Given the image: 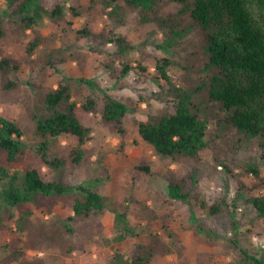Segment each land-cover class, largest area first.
Masks as SVG:
<instances>
[{"label":"rangeland","instance_id":"1","mask_svg":"<svg viewBox=\"0 0 264 264\" xmlns=\"http://www.w3.org/2000/svg\"><path fill=\"white\" fill-rule=\"evenodd\" d=\"M66 2L64 19L54 23L45 19L34 31L23 33L13 13L17 7L0 0V19L6 31L0 39V58L13 59L19 67L11 76L16 88L5 90L0 84V115L25 130L30 147L24 161L14 164L0 151V167L17 174V187L29 166L47 172L35 152L41 140L35 135L33 114L40 112L52 88L66 83L79 107L88 100L94 103L92 111H78L91 136L82 147L84 158L79 165L69 159L77 144L74 137L53 143L51 155L67 160L62 171L66 180L76 187L98 189L107 203L100 214L81 218L71 211L74 194L52 205H0V264H113L116 251L129 253L137 246L153 250V264H242L241 248L264 258V226L247 203L248 197L264 195V190L247 192L241 187L258 184L240 169L243 162L258 161L264 177V159L255 143L244 139L233 152L230 149L227 158H235L229 165L237 175L231 178L223 165L215 163V149L204 152L200 161L175 162L157 155L139 135L138 126L146 118L141 110L149 108L147 102L156 115L166 111L159 89L162 81L154 80L156 61L169 59V76L184 86L187 52L155 49L162 43L161 34L141 27L134 16L123 25L115 24L99 0ZM164 10L174 7L167 5ZM120 39L132 49L119 56ZM33 40L40 44L28 53ZM139 63L151 74L147 80L134 71L121 79L111 76L113 69ZM105 94L130 110L120 126L102 119ZM192 171L197 183L190 203L170 198L166 177L171 173L184 177ZM215 204L222 205L221 213L210 212Z\"/></svg>","mask_w":264,"mask_h":264},{"label":"trees","instance_id":"2","mask_svg":"<svg viewBox=\"0 0 264 264\" xmlns=\"http://www.w3.org/2000/svg\"><path fill=\"white\" fill-rule=\"evenodd\" d=\"M5 1L9 7H17L13 13L18 16L17 29L23 33L34 31L45 19L53 23L61 21L67 11L66 0ZM99 1L115 24L123 25L134 16L141 27H150L152 34L157 36L161 34L162 43L156 44L155 49H175L177 53L183 50L189 56L184 67L188 80L184 86L176 85L169 76V59L156 61L154 80L162 81L159 89L164 95L166 111L154 114L150 102H147V110H141L146 118L139 124L138 132L146 145L157 155L175 162L181 159L200 161L204 152L215 149V163L223 165L231 178L237 176L229 165L235 158L228 159L227 155L237 143L244 139L255 143L264 159V0ZM167 5H172L174 10H164ZM70 10L75 12L74 7ZM5 36L0 19V39ZM118 42L119 56L132 49L124 40ZM39 44L38 40H33L27 52L34 53ZM18 68L13 59L0 58V84L5 90L16 88L11 76ZM107 68L112 70L111 65ZM131 71L143 80L151 76L140 63L134 67L124 64L119 71L113 69L111 76L121 79ZM104 98L102 119L107 124L120 126L130 111L128 106L109 94ZM79 108L92 111L94 103L88 100L79 107L72 100L71 88L66 83L59 82L46 94L33 120L35 135L41 140L35 152L47 172L29 166L17 187V174L0 167V205L3 208L27 202L52 205L61 197L74 194L76 198L71 208L74 217H89L103 211L106 196L98 189L71 184L62 174L67 160L51 155L53 143L71 136L77 144L69 159L75 165L82 162V147L89 141L91 130L80 120ZM25 137V130L16 121L0 115V151L9 164L24 161L30 148ZM240 169L258 182L251 186L252 189L242 184V189L247 192L264 190L262 165L258 161L243 162ZM166 179L169 197L190 203L197 183L194 172L184 177L171 173ZM247 203L264 226V195L250 196ZM221 206L215 204L209 210L219 214ZM119 217L126 219L124 214ZM233 227L236 230L238 224L234 222ZM233 243L238 245L236 240ZM152 251L146 246L133 247L129 253L116 251L113 264H153ZM241 256L242 264H264V258L247 249L241 248Z\"/></svg>","mask_w":264,"mask_h":264}]
</instances>
